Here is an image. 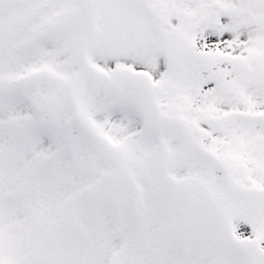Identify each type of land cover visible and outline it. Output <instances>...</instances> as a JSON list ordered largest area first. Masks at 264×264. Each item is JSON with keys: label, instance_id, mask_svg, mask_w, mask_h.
I'll list each match as a JSON object with an SVG mask.
<instances>
[{"label": "snow or ice", "instance_id": "6c2138e0", "mask_svg": "<svg viewBox=\"0 0 264 264\" xmlns=\"http://www.w3.org/2000/svg\"><path fill=\"white\" fill-rule=\"evenodd\" d=\"M0 264H264V0H0Z\"/></svg>", "mask_w": 264, "mask_h": 264}]
</instances>
